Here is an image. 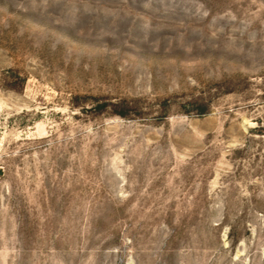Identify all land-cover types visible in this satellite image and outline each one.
<instances>
[{"label": "rangeland", "instance_id": "obj_1", "mask_svg": "<svg viewBox=\"0 0 264 264\" xmlns=\"http://www.w3.org/2000/svg\"><path fill=\"white\" fill-rule=\"evenodd\" d=\"M0 264H264V0H0Z\"/></svg>", "mask_w": 264, "mask_h": 264}]
</instances>
